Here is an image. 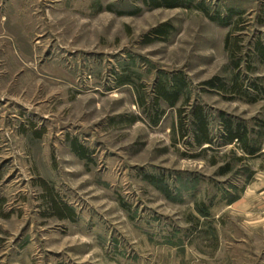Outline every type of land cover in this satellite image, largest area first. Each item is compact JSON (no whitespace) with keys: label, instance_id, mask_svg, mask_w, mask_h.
I'll use <instances>...</instances> for the list:
<instances>
[{"label":"rangeland","instance_id":"374dc122","mask_svg":"<svg viewBox=\"0 0 264 264\" xmlns=\"http://www.w3.org/2000/svg\"><path fill=\"white\" fill-rule=\"evenodd\" d=\"M10 1L0 264H264V0Z\"/></svg>","mask_w":264,"mask_h":264},{"label":"trees","instance_id":"16d2710c","mask_svg":"<svg viewBox=\"0 0 264 264\" xmlns=\"http://www.w3.org/2000/svg\"><path fill=\"white\" fill-rule=\"evenodd\" d=\"M169 6H175L174 3L168 4ZM263 49V57H264V48ZM187 87V83L183 78H179L177 83L172 86V89H169L168 84L158 86L157 88V98L156 104H159L160 100H165L169 103L170 106H176L181 95L183 94L185 88ZM220 87H225L222 84ZM196 132L198 133V143L203 144L205 142L211 143V139L209 137V128L207 118L204 114L202 108H198L196 113ZM225 129L227 132V142L234 143L236 140H243L247 143L246 138V129L244 126H239L234 128L233 123L231 121H227L225 124ZM83 156V155H82Z\"/></svg>","mask_w":264,"mask_h":264},{"label":"crops","instance_id":"0c3cea01","mask_svg":"<svg viewBox=\"0 0 264 264\" xmlns=\"http://www.w3.org/2000/svg\"><path fill=\"white\" fill-rule=\"evenodd\" d=\"M13 3H16V2H13ZM10 6H15L14 4H12V1L10 0H7V2L0 1V25L4 24L7 20V16L5 13H3L2 9H7ZM258 179H260V181L262 180L261 178H258ZM257 184L261 186L256 188L257 191L253 193V195L250 194L248 198L240 199L239 201H237V203L234 204L236 207L235 210L239 211L240 213H245L249 211L251 214L253 213V211H256L254 210V208L255 206H257L258 203H255V202H257L258 199L261 198V196L262 197L264 196L263 194L264 189L262 191L260 190L262 189V187L264 188V181L258 182ZM253 226L264 229V224L262 225L261 223H257ZM260 257H262L260 259H264V256H260Z\"/></svg>","mask_w":264,"mask_h":264}]
</instances>
